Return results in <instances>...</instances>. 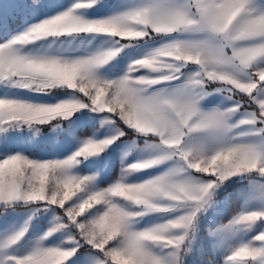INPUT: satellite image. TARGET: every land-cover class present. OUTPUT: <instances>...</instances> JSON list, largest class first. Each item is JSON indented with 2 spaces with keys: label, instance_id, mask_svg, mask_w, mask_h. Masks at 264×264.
Returning <instances> with one entry per match:
<instances>
[{
  "label": "snow or ice",
  "instance_id": "1",
  "mask_svg": "<svg viewBox=\"0 0 264 264\" xmlns=\"http://www.w3.org/2000/svg\"><path fill=\"white\" fill-rule=\"evenodd\" d=\"M0 264H264V0H0Z\"/></svg>",
  "mask_w": 264,
  "mask_h": 264
},
{
  "label": "rangeland",
  "instance_id": "2",
  "mask_svg": "<svg viewBox=\"0 0 264 264\" xmlns=\"http://www.w3.org/2000/svg\"><path fill=\"white\" fill-rule=\"evenodd\" d=\"M118 173H119L118 166L114 167L113 170H112V177L115 178L116 176H118Z\"/></svg>",
  "mask_w": 264,
  "mask_h": 264
}]
</instances>
